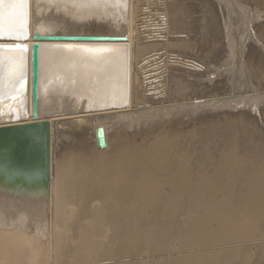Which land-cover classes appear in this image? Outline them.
Instances as JSON below:
<instances>
[{
  "label": "bare ground",
  "instance_id": "bare-ground-1",
  "mask_svg": "<svg viewBox=\"0 0 264 264\" xmlns=\"http://www.w3.org/2000/svg\"><path fill=\"white\" fill-rule=\"evenodd\" d=\"M181 1L0 0V126L49 125L47 180L0 161V264H264V24ZM33 34L122 40L38 41L32 120Z\"/></svg>",
  "mask_w": 264,
  "mask_h": 264
},
{
  "label": "water",
  "instance_id": "water-1",
  "mask_svg": "<svg viewBox=\"0 0 264 264\" xmlns=\"http://www.w3.org/2000/svg\"><path fill=\"white\" fill-rule=\"evenodd\" d=\"M33 44L30 47V75H31V114L32 120L37 118V67H38V41L51 42H117L121 38L78 36V35H37L32 36ZM14 46H3L0 49H15ZM27 52L25 46L21 47ZM26 88L27 78L21 81ZM49 125L47 122H32L15 126H0V161L12 173H44L47 180L48 137ZM95 146L104 149L106 146L102 128L94 130ZM5 178V173L0 174Z\"/></svg>",
  "mask_w": 264,
  "mask_h": 264
},
{
  "label": "rangeland",
  "instance_id": "rangeland-1",
  "mask_svg": "<svg viewBox=\"0 0 264 264\" xmlns=\"http://www.w3.org/2000/svg\"><path fill=\"white\" fill-rule=\"evenodd\" d=\"M168 1H170V0H168ZM209 1V0H208ZM227 1V0H226ZM225 0H222V2H221V0H211V1H209L210 2V4H212V7H213V11H215V12H213L214 13V15L216 16L217 14H218V12L216 11V10H214L216 7H218V10H220V12H219V15L222 17L223 16V14L226 16V15H230V16H232L233 15V13H234V18H233V16L232 17H230L231 19H230V27H231V29H233L234 31H236L237 30V25H239L238 23H240L241 24V21H245V23L246 22H248V24H249V19H251L250 21H251V23L253 22V21H255V22H253L252 23V25L254 24V25H256V24H264V5H263V3H264V1L263 0H251L252 1V4H254V5H251V6H248V9H250V10H246L247 12V14H245V12L243 11V13L245 14V15H243L242 16V11H241V13L239 14L240 15V17H237L236 16V13L232 10L233 8H232V6H231V4L227 1L226 2ZM257 3H255V2ZM261 1V2H260ZM188 2V3H187ZM194 4H193V3ZM213 2V3H212ZM221 2V3H220ZM197 3V4H196ZM203 3V4H202ZM216 3V4H215ZM229 3V4H228ZM181 4H182V6L185 8V6H189L188 7V11H186L185 12V18H184V21H185V24H187V25H189L191 22H193V20H196V19H198L199 18V21H202V20H200V19H202V15H203V9H204V0H182L181 1ZM186 4V5H185ZM220 4V5H219ZM223 4V5H222ZM194 5V6H193ZM213 5H216V7L215 6H213ZM259 5V6H258ZM221 6V7H220ZM224 6V7H223ZM256 8H255V7ZM192 9H191V8ZM194 7L195 8H197V9H194ZM200 7V8H199ZM230 7V8H229ZM259 7V8H258ZM225 8V9H224ZM191 9V10H190ZM200 10V13H199V10ZM224 9V10H223ZM231 9V10H230ZM234 9H236V8H234ZM254 9H257V10H255V12H254ZM259 9V10H258ZM194 10V11H193ZM227 11V12H226ZM233 11V12H232ZM250 11V12H249ZM256 11H258V12H260V13H262L263 12V15H258L257 17H256V15L258 14V12H256ZM262 11V12H261ZM223 12V13H222ZM229 12H231V13H229ZM250 13V14H249ZM254 13V14H253ZM255 13H257V14H255ZM222 14V15H221ZM195 15V16H194ZM247 15V16H246ZM250 15V16H249ZM255 15V16H254ZM246 17V19H245V17ZM249 16V18H247ZM217 17V16H216ZM242 17V18H241ZM251 17V18H250ZM255 17V19H253ZM189 18V19H188ZM194 18V19H193ZM218 18V17H217ZM237 18V19H236ZM240 19V20H239ZM244 19V20H243ZM259 19V21L256 23V21ZM260 19H262V20H260ZM217 20V19H216ZM236 20V21H235ZM253 20V21H252ZM233 21H235V22H233ZM234 24H233V23ZM217 24H218V21H217ZM234 26H233V25ZM232 25V26H231ZM245 25V24H244ZM219 26V25H218ZM236 26V27H235ZM232 27H234V28H236V29H234V28H232ZM245 28V26H243V29ZM254 29L256 28L255 26L253 27ZM245 30V29H244ZM236 33V35L237 36H240V34H238L239 32L238 31H236L235 32ZM245 33V32H244ZM219 34V36H221V34L220 33H218ZM182 36H184V35H182ZM231 36H234L233 34L231 35ZM61 125V126H60ZM60 129H66L65 127L66 126H63V124L61 123V124H59V126H58ZM67 137H69L68 135L65 137V138H67ZM63 139H64V137L63 138H61V140H60V144L62 145L63 143ZM65 140V139H64ZM65 145H69V141H65ZM96 149V148H95Z\"/></svg>",
  "mask_w": 264,
  "mask_h": 264
}]
</instances>
